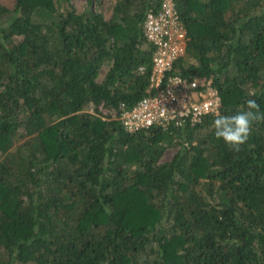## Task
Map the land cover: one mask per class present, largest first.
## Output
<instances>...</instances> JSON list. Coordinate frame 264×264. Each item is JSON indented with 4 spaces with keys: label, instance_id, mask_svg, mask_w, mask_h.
I'll return each mask as SVG.
<instances>
[{
    "label": "trees",
    "instance_id": "obj_1",
    "mask_svg": "<svg viewBox=\"0 0 264 264\" xmlns=\"http://www.w3.org/2000/svg\"><path fill=\"white\" fill-rule=\"evenodd\" d=\"M162 1L116 0L110 20L0 4V264H264V122L235 152L215 115L135 132L117 118L153 93L144 21ZM172 1L189 40L169 73L211 80L222 115L264 112V0Z\"/></svg>",
    "mask_w": 264,
    "mask_h": 264
},
{
    "label": "built area",
    "instance_id": "obj_2",
    "mask_svg": "<svg viewBox=\"0 0 264 264\" xmlns=\"http://www.w3.org/2000/svg\"><path fill=\"white\" fill-rule=\"evenodd\" d=\"M144 35L153 47L149 77L153 93L131 109L121 110L117 118L123 127L135 132L151 126L194 125L208 115H215L217 108L220 110V98L211 80L169 73L174 61L185 54L189 40L172 0H163L156 11L147 13ZM137 71L143 73L144 66ZM111 110L115 118V111Z\"/></svg>",
    "mask_w": 264,
    "mask_h": 264
},
{
    "label": "clouds",
    "instance_id": "obj_3",
    "mask_svg": "<svg viewBox=\"0 0 264 264\" xmlns=\"http://www.w3.org/2000/svg\"><path fill=\"white\" fill-rule=\"evenodd\" d=\"M250 97L256 96L255 89L249 91ZM264 122V112L255 99H248L246 108L234 115H222L218 108L213 121L214 134L222 140L232 151L239 152L251 136L254 125Z\"/></svg>",
    "mask_w": 264,
    "mask_h": 264
},
{
    "label": "rangeland",
    "instance_id": "obj_4",
    "mask_svg": "<svg viewBox=\"0 0 264 264\" xmlns=\"http://www.w3.org/2000/svg\"><path fill=\"white\" fill-rule=\"evenodd\" d=\"M116 0H70L71 4L73 5L76 13L82 14L87 11L93 10L95 12H100L105 20H110L113 13V6L115 4ZM0 4L7 8L9 11H12L15 6V0H0ZM8 15L5 16L4 21H7ZM109 65L104 64L97 76V81H101L104 77L106 71L108 70ZM98 113L105 117L113 118V112L110 108L106 106H98ZM89 111H93L90 107ZM178 146H170L168 147L165 152L163 153V156L161 157V161H168L172 158V156L177 151Z\"/></svg>",
    "mask_w": 264,
    "mask_h": 264
}]
</instances>
